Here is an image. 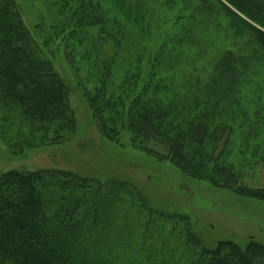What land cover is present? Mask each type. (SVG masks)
I'll return each mask as SVG.
<instances>
[{"label":"rangeland","instance_id":"rangeland-1","mask_svg":"<svg viewBox=\"0 0 264 264\" xmlns=\"http://www.w3.org/2000/svg\"><path fill=\"white\" fill-rule=\"evenodd\" d=\"M90 1L104 23L78 29L59 23L64 12L54 0H14L67 87L75 128L51 143L0 109V173L59 169L116 187L97 223L93 205L84 216L93 228L80 236L72 264H196L197 252L220 241L242 251L252 241L264 246V201L192 179L160 159L162 145L140 143L126 126L106 138L85 99L105 82L124 102L123 121L140 96L171 110L177 127L203 122L221 133L218 143L205 141V156L241 186L264 189V62L244 20H232L222 0ZM180 217L187 226L171 223Z\"/></svg>","mask_w":264,"mask_h":264},{"label":"trees","instance_id":"trees-1","mask_svg":"<svg viewBox=\"0 0 264 264\" xmlns=\"http://www.w3.org/2000/svg\"><path fill=\"white\" fill-rule=\"evenodd\" d=\"M54 1L59 12H64V16L58 13L63 26L81 29L104 23L103 17L92 12L97 5L90 0ZM219 3L232 14V20H244L264 62V0ZM85 99L106 138L116 140L126 126L140 143L153 140L162 145L167 153L159 155L160 159L192 179L215 187H236L239 194L264 201V189L241 186L233 171L205 156V141L216 144L221 133L203 122H190L186 127L183 121V128L177 127L171 110L140 96L130 102L127 121H123L124 102L108 95L105 82L86 93ZM0 109L15 114L32 134L51 143L61 141L75 128L67 87L24 26L14 0H0ZM110 190L118 191L116 187ZM110 190L59 169L0 173V264L74 263L80 236L93 228V223L87 226L84 216L93 205L97 223V214L111 197ZM140 203L150 211L147 203ZM171 223L187 226L188 221L180 217ZM183 234L189 245H201L184 228ZM197 253L196 264H264V246L254 241L244 251L231 241H220L214 250L202 248Z\"/></svg>","mask_w":264,"mask_h":264}]
</instances>
